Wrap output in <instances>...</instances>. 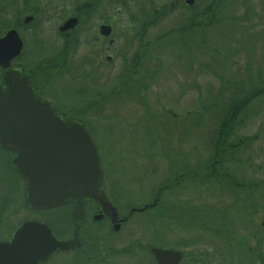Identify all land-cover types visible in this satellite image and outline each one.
Segmentation results:
<instances>
[{
  "label": "rangeland",
  "instance_id": "obj_1",
  "mask_svg": "<svg viewBox=\"0 0 264 264\" xmlns=\"http://www.w3.org/2000/svg\"><path fill=\"white\" fill-rule=\"evenodd\" d=\"M2 1L10 3L4 12L8 22L22 23L17 30L25 45L20 60L35 69L59 53V28L78 5L89 2ZM108 1L119 42L105 69L109 77L101 83L103 98L75 95L79 84H95L91 68H80L78 62L55 81L57 92L62 91L60 106L96 111L66 116L78 118L89 131L110 201L142 209L161 194L159 206L132 216L128 224L129 241L140 254L134 264H152V247L182 252L184 264H264V95L247 106L232 138L241 147L225 166L246 189L236 191L226 181L211 183L205 176L212 149L208 139L219 114L234 97L264 88V0H222L218 24L204 34L192 32L186 44L173 31L185 24L192 8L205 11L214 0H195L193 6L185 0ZM155 11L165 16L141 42L134 30L144 29L145 18ZM102 12L85 16L76 33L98 28ZM28 17L33 20L25 24ZM40 79L45 84V76ZM9 157L0 150V240L27 220L46 221L63 236L69 228L66 210L28 209L27 185ZM183 175L188 176L180 179ZM255 184H261L257 191ZM59 259L51 264H60Z\"/></svg>",
  "mask_w": 264,
  "mask_h": 264
},
{
  "label": "water",
  "instance_id": "obj_2",
  "mask_svg": "<svg viewBox=\"0 0 264 264\" xmlns=\"http://www.w3.org/2000/svg\"><path fill=\"white\" fill-rule=\"evenodd\" d=\"M194 3L195 0H186L187 6ZM32 20L28 17L25 23ZM77 24V19H71L61 31L74 29ZM102 29L106 36L110 35L111 28ZM23 47L15 29L0 38V147L16 154L12 166L27 185L26 206L45 211L72 205L75 225L86 221L88 204L113 212L102 189L98 151L86 128L62 117L50 102L41 101L31 79L20 69L12 68ZM155 205L156 202L138 211L145 212ZM78 245L77 239L59 240L46 224L28 220L9 240L0 241V264H44L55 254ZM151 253L158 264H180L183 258L179 251L161 248H153Z\"/></svg>",
  "mask_w": 264,
  "mask_h": 264
},
{
  "label": "flooded vegetation",
  "instance_id": "obj_3",
  "mask_svg": "<svg viewBox=\"0 0 264 264\" xmlns=\"http://www.w3.org/2000/svg\"><path fill=\"white\" fill-rule=\"evenodd\" d=\"M100 9H103L104 12L101 13L103 16L100 18L101 23L99 24L98 28H90L89 30L81 31L82 36L78 35L76 33L77 28L84 22L85 16L98 14ZM75 10L76 11L74 15L68 17L63 25L59 28V34L57 36L59 40L60 38L62 40V49L59 50V53L45 58V67L42 66V69H35L32 64H25L23 61L21 62L25 45L21 55L12 63V68L20 69L31 79L39 99L45 102H50L55 110L62 116H66L67 114H71L72 116L85 115L87 113H91L94 109L90 107L88 109H83V107L78 108L75 106L74 110H67L60 106L62 91L60 93L57 92L58 90H56V77L59 75L62 76L65 73V69H67V67L75 65L77 62L80 68L88 66V68H91L92 79L95 80V84L93 80L87 82L90 87H88L86 82L81 83V85L79 84L80 87L75 90V95L81 99H88V97L92 96L103 98L102 89H100L101 83L103 80L108 81L109 75L105 69H108V65L113 62L115 47L119 42V39L114 37L115 29L109 21L113 16V9L108 0H89L88 3L86 2L82 6L78 5ZM71 19L78 20L77 26L74 29L61 31V28L65 25V23ZM103 27L111 28L109 36H106L103 33ZM134 31L137 33L136 38L143 42L144 36L148 30L139 29ZM82 47L87 49L85 53L81 52ZM121 49L119 51L120 56H122L123 59L124 52ZM116 53L118 54L117 51ZM126 62L127 60H124V64ZM43 67L45 68V73ZM2 72L3 70L0 68V74ZM41 75L45 76V84H43V82L40 84V80H42L40 79ZM66 110L67 112H65ZM0 150L6 152L10 156L9 161L12 165V160L16 154L12 151L2 149L1 147ZM12 169L16 175H18L13 166ZM157 201H159V199L156 198L154 201V203L156 202V205L152 207V209L158 206ZM112 205V209H114V211L105 212L104 208L97 204H88L86 206V221L78 225L73 223L71 216V211L73 208L72 205L60 207L66 210L69 221L68 231L63 236L58 237L50 225L48 223L45 224L49 226L57 239L62 241H73L77 239L79 245L74 247V249L55 254L44 264H51L58 256L60 258V264L136 263L139 260L140 254L136 253L137 248H133L135 246L133 244L131 245V242L129 241L128 224L131 221L132 216L136 214H146L148 210L145 212H139V209L126 208L127 206L118 204ZM16 229H14L12 233L9 234L10 236L6 237L5 239L3 238L0 241L9 240ZM123 235L124 238H122ZM153 248L162 247L150 248V254L153 257L152 264H158L154 255L151 253ZM182 255L183 258L180 264H184L185 261V255Z\"/></svg>",
  "mask_w": 264,
  "mask_h": 264
},
{
  "label": "trees",
  "instance_id": "obj_4",
  "mask_svg": "<svg viewBox=\"0 0 264 264\" xmlns=\"http://www.w3.org/2000/svg\"><path fill=\"white\" fill-rule=\"evenodd\" d=\"M29 1L27 0V4H30ZM15 3L16 1L12 2L13 5ZM221 3L222 0H214L209 8H207L205 11H195V9L192 8L193 14L190 15L185 24L179 26L173 31V33H175V36H178L180 41L186 44V40L190 36V34H193L194 32L204 34L207 29L214 28L215 25L218 24V16L221 8ZM9 4V2L5 1L0 2V37H3L9 28L18 30V28L22 26L21 21H17L11 25V23L8 22L6 16H4V12L7 11V5ZM32 9H34L33 12H39L37 8H31L30 11ZM164 16L165 15L162 16V11H155L152 14V17L145 18L144 22L142 23L143 28L145 30H148L151 26H156ZM173 33L166 34L164 37H168ZM263 95L264 88L261 90H252L246 95L240 97H234L232 101H230V103L225 107L224 112L219 114L218 126L210 134L208 139V143L210 144V147L212 149L210 151V160L207 164V173L205 176L207 180H213V182L211 183H217L218 181H221V183H223L226 181L229 184V187L232 186L236 189V191L238 189H246L244 183H240V181H237L232 176H229L230 174L226 171L225 166L228 159L234 155L239 147H241L240 142H237L235 144L232 142V138L236 134V130L238 129V127H240L242 123H244L243 114L247 110V106L250 102L252 103ZM196 174L199 175L198 173ZM186 176L188 175H183L180 179H183ZM180 179L178 181H181ZM260 185L255 184L252 188H257V191L260 189V187H258ZM166 189L168 188H163V190ZM160 197L161 194H157V198L160 199Z\"/></svg>",
  "mask_w": 264,
  "mask_h": 264
}]
</instances>
